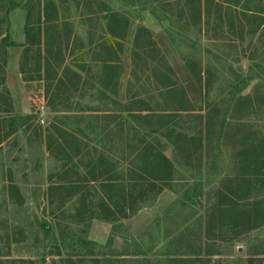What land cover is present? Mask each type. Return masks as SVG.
Returning <instances> with one entry per match:
<instances>
[{
  "label": "rangeland",
  "instance_id": "374dc122",
  "mask_svg": "<svg viewBox=\"0 0 264 264\" xmlns=\"http://www.w3.org/2000/svg\"><path fill=\"white\" fill-rule=\"evenodd\" d=\"M15 1V45L0 50V264H246L261 252L264 226L238 234L216 190L264 209V145L261 181L223 183L247 173L240 148L264 141V0H32L29 37Z\"/></svg>",
  "mask_w": 264,
  "mask_h": 264
},
{
  "label": "trees",
  "instance_id": "16d2710c",
  "mask_svg": "<svg viewBox=\"0 0 264 264\" xmlns=\"http://www.w3.org/2000/svg\"><path fill=\"white\" fill-rule=\"evenodd\" d=\"M22 1H24L23 6H24L25 11H26V19H27L25 34L27 37H29V35H30L29 30H31L29 20L32 17V7H31L32 6V0H22ZM9 3L10 4L8 6V9H6V12H4V16L0 17V50H3L4 52L8 47L15 45L14 43H12L8 39V36H9L8 12H9V10L16 8L18 6V4L15 0H9ZM49 6H52L53 7L52 10L55 11V13H57L56 12L57 9L55 8V6H53L52 3H50ZM68 11L69 10L67 9L66 13H68ZM46 15L48 18L46 20V23L53 22L52 18L48 17V11L46 12ZM61 16H63L62 19H66V16L64 14ZM118 16L119 15L117 13H111L108 15L109 19H111V20L117 19ZM54 17H55L56 21H59L60 16L55 15ZM67 23L69 26H71V24L69 22H67ZM67 23H64V24L67 26ZM143 31L146 34L148 33L147 30H145V28H142L139 31V33L140 32L142 33ZM0 68H2L1 60H0ZM200 79H201V76L198 75L196 78V82H200ZM167 83H169V82H167ZM164 87H165L164 90L167 91V93L173 92V90H171L172 88L170 87V85H164ZM177 111H178V113L180 111L187 112V111H190V109H188L186 107L185 108L182 107V108L178 109ZM150 115H153V114H150ZM155 115H159V114H154V116ZM177 115H179V114H174V115L168 114L167 117L168 118L169 117L175 118ZM105 116H106V114L101 115V117H103V118H105ZM177 117H180V116H177ZM195 118L200 119L201 116H196ZM246 143L247 144H244L242 146V148H240L241 151L239 152V154L237 153V157H236L235 161L237 162V164L241 163L244 165L245 164L248 165L247 173H241V174L237 173L233 176H227L224 178L223 183H227L228 186L232 187L233 185L240 186L241 184H239V183L242 182L244 185H246V191H249L252 188V185L261 181V179H262V177L260 178L259 173L257 171H254V168L252 169V167H253L252 165H255L256 160L260 159V155L258 154V151H259V149L261 151V147L264 145V141L260 140V142L251 141V142H246ZM158 155L160 156L161 161L164 162V164H165L166 173H168L167 171H170V175H173L174 172H172V171L174 170V168H173L172 162L169 161L161 153H158ZM257 176H259V177H257ZM161 180H163V177H161ZM109 183H111V182H109ZM216 194H218L219 196L224 198V202L218 206L219 211L220 212L229 211L230 213L234 214L235 221H233V227L238 230V232H237L238 234L248 232L252 229H255L256 227L264 226V209L262 210L260 208L261 207L260 203H256L255 201L250 202V201L242 200V199L236 200L232 196L233 195L232 190L224 191L221 187H219L216 190ZM260 202H262V201H260ZM211 216H212V214H211ZM110 220H112V219H109V221ZM251 221L256 223L258 226H256L254 228V226H252L253 224H250ZM207 223H209V222H207ZM79 245H80L79 248L86 245V240L81 239L79 241ZM263 245H264V242H263ZM246 262H247L246 264H264V249L261 252H254L253 254H251V256H249V258Z\"/></svg>",
  "mask_w": 264,
  "mask_h": 264
}]
</instances>
